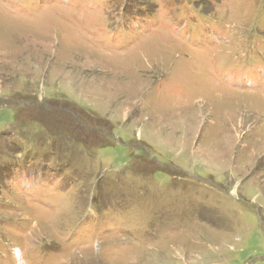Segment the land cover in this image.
<instances>
[{"label": "rangeland", "instance_id": "1", "mask_svg": "<svg viewBox=\"0 0 264 264\" xmlns=\"http://www.w3.org/2000/svg\"><path fill=\"white\" fill-rule=\"evenodd\" d=\"M0 264H264V0H0Z\"/></svg>", "mask_w": 264, "mask_h": 264}]
</instances>
